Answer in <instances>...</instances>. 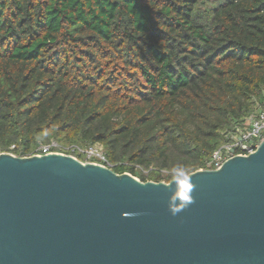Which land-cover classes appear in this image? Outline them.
Segmentation results:
<instances>
[{
    "label": "trees",
    "instance_id": "16d2710c",
    "mask_svg": "<svg viewBox=\"0 0 264 264\" xmlns=\"http://www.w3.org/2000/svg\"><path fill=\"white\" fill-rule=\"evenodd\" d=\"M263 107L264 0H0V153L168 183Z\"/></svg>",
    "mask_w": 264,
    "mask_h": 264
},
{
    "label": "water",
    "instance_id": "95a60500",
    "mask_svg": "<svg viewBox=\"0 0 264 264\" xmlns=\"http://www.w3.org/2000/svg\"><path fill=\"white\" fill-rule=\"evenodd\" d=\"M0 264H264V140L168 183L2 152Z\"/></svg>",
    "mask_w": 264,
    "mask_h": 264
},
{
    "label": "built area",
    "instance_id": "2783aa9c",
    "mask_svg": "<svg viewBox=\"0 0 264 264\" xmlns=\"http://www.w3.org/2000/svg\"><path fill=\"white\" fill-rule=\"evenodd\" d=\"M264 140V107L248 117L240 126L228 131L224 136V143L217 147L204 161L199 170H216L223 163L236 155H247L253 152ZM48 153H60L71 155L86 163L99 164L112 169L106 155L99 145L78 146L59 145L51 142L48 145H41L34 155Z\"/></svg>",
    "mask_w": 264,
    "mask_h": 264
},
{
    "label": "rangeland",
    "instance_id": "374dc122",
    "mask_svg": "<svg viewBox=\"0 0 264 264\" xmlns=\"http://www.w3.org/2000/svg\"><path fill=\"white\" fill-rule=\"evenodd\" d=\"M51 142H54V141H51ZM50 142V143H51ZM72 145V144H71ZM65 146H70V145H65ZM144 173H146V172H144ZM147 174V173H146ZM162 174L164 175V176H166V173H164V172H162ZM162 182H164V181H162ZM165 183H167V182H165Z\"/></svg>",
    "mask_w": 264,
    "mask_h": 264
}]
</instances>
